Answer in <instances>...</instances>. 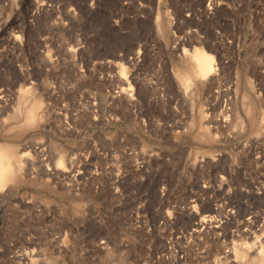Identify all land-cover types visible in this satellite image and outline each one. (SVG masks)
Here are the masks:
<instances>
[{
  "label": "rangeland",
  "instance_id": "374dc122",
  "mask_svg": "<svg viewBox=\"0 0 264 264\" xmlns=\"http://www.w3.org/2000/svg\"><path fill=\"white\" fill-rule=\"evenodd\" d=\"M4 142L0 264H236L264 239V0H0Z\"/></svg>",
  "mask_w": 264,
  "mask_h": 264
},
{
  "label": "bare ground",
  "instance_id": "6f19581e",
  "mask_svg": "<svg viewBox=\"0 0 264 264\" xmlns=\"http://www.w3.org/2000/svg\"><path fill=\"white\" fill-rule=\"evenodd\" d=\"M195 56H196L197 64H196V69L193 72V75L198 77L199 75H208L214 71L215 58L212 53L202 48H196ZM26 90L24 89V91ZM29 90H27V93L25 92L27 95H28ZM24 96L21 97V103H20L21 109L24 110L25 112V116H24L25 119L22 124L29 125V124H33L38 118L39 116L38 108H40L39 106H41L40 104L42 103H41V100L37 99L35 96H32V97H35L36 99H32L31 97V100H29L27 96L26 97ZM19 107L20 106H18V111L20 110ZM203 128H205V126ZM204 132H205L204 134L206 135L209 134L208 133L209 131L208 132L204 131ZM58 164H61V165L64 164L63 155H61L58 158ZM20 166H21V158L17 150H14V147L11 145H8L7 143L5 144L0 143V186H3L4 184H6V182L9 179L16 178L15 175L20 171ZM256 240L257 241L248 245L247 248H244L246 250H244L240 246H234L232 250L230 249L231 250L230 252L228 249V251L226 250L224 251L223 254H220V255H223V257L225 258L232 257L231 259L235 260L236 264H244L245 262H247V264H252L251 262H253L254 260L257 261V263L260 262L259 264H264V239H262L261 237H258V239ZM220 257L221 256H218L217 259H220ZM219 262H222V260Z\"/></svg>",
  "mask_w": 264,
  "mask_h": 264
}]
</instances>
